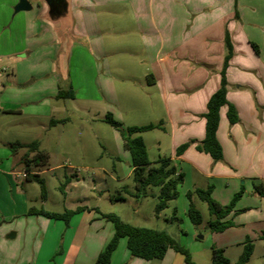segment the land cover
Here are the masks:
<instances>
[{
  "label": "crops",
  "instance_id": "1",
  "mask_svg": "<svg viewBox=\"0 0 264 264\" xmlns=\"http://www.w3.org/2000/svg\"><path fill=\"white\" fill-rule=\"evenodd\" d=\"M33 1L29 10L13 13L15 3L8 2L0 9V264H66L70 254V264H94L111 238L113 227L91 238L95 209L73 213L67 224L27 212L37 207L28 176L44 180L43 173L64 166L52 158L69 154L63 149L69 133L55 131L61 125L66 132L72 114L88 102L101 104L122 127L158 124L140 132L148 158L172 161L184 196L211 186L225 205L243 188L225 217L234 225L223 230L237 229V238L220 241L229 263L235 259L226 248L233 243L264 241V197L253 190V183L264 190V0ZM226 41L232 50L226 99L237 120L230 123L227 106L220 107L221 158L213 160L197 145L207 101L220 85ZM33 141L43 158L27 170L22 156L32 159ZM23 170L28 175L16 179ZM78 206L85 204L63 210ZM122 238L108 264H153L131 255ZM159 261L186 264L168 249Z\"/></svg>",
  "mask_w": 264,
  "mask_h": 264
},
{
  "label": "rangeland",
  "instance_id": "2",
  "mask_svg": "<svg viewBox=\"0 0 264 264\" xmlns=\"http://www.w3.org/2000/svg\"><path fill=\"white\" fill-rule=\"evenodd\" d=\"M16 1L0 0V9L6 2L12 5ZM29 1L31 4L35 3L33 0ZM82 107H79V111L75 109L72 120L66 125V132H61V125L57 126L56 135L69 133L70 138L64 142L63 149H69L70 152L68 155H54L52 164L63 163L64 166L41 175L45 183V199L41 197L38 182L32 180L31 184L35 189L30 196L31 205L61 211L64 204L73 207L77 203H84L85 206H81L84 210L114 212L122 220L134 225L163 228L189 251L195 264H208L212 259L213 247L221 248L220 241L237 238V229H227L222 233L210 231L207 204L196 195H193L192 200L200 211L202 220L199 224H193L187 216V198L183 194L182 185L178 188L177 197L167 201L164 207L158 206V187H148V194L139 199L125 191L133 190V182L129 153L122 147L119 132L104 120L101 104L88 102L85 108ZM173 208L175 218H172ZM96 216L93 220L96 224L91 227V238L105 236L113 227L97 211ZM122 239L125 241V238ZM253 243L252 253L244 264H264V241ZM242 249L233 243L226 248L227 256L236 262ZM168 250L181 258L182 255L178 252L171 248ZM68 258L70 259L66 264H70L72 254ZM159 260L152 259L151 262L158 264L161 262Z\"/></svg>",
  "mask_w": 264,
  "mask_h": 264
},
{
  "label": "trees",
  "instance_id": "3",
  "mask_svg": "<svg viewBox=\"0 0 264 264\" xmlns=\"http://www.w3.org/2000/svg\"><path fill=\"white\" fill-rule=\"evenodd\" d=\"M227 53L223 59L222 68L220 71V85L210 95L207 104L206 111L203 114L205 118V133L201 142L197 145V148L208 153L213 160H219L221 158V147L216 139L215 131L219 121V109L221 106L226 105V116L230 123L237 120V114L227 99H226V80L224 69L227 65V61L231 55V45L226 41ZM254 45V44H253ZM104 120L115 128L121 137L122 146L128 150L131 159V179L133 182V190L128 191L136 199L145 197L148 192V187H158L159 191L158 206H166L167 201L177 197V186L182 181V174L176 173V168L169 158H161L155 162H151L148 158L145 142L140 135V132L158 127V124L148 123L144 125H128L121 126V123L113 118L110 112L105 113ZM61 120H51V123L60 122ZM17 144H13L12 150ZM19 145V144H18ZM187 143L181 144L176 153H180ZM35 154L30 160L27 155L22 156V161L25 169L28 170L30 161L34 164H38L43 158V152L37 149V142L33 141L27 145V150H35ZM29 178L38 182L40 187V193L42 199L45 198V183L40 177L35 174L29 175ZM211 186L206 188H195L192 191L186 193L188 200L187 204V216L193 224H199L202 220L200 211L195 207L192 196L196 195L200 200L206 202L209 220L208 227L210 231L220 232L230 227L233 224L231 219L225 217L229 214L233 208L236 200L241 196L243 188L241 187L236 191L231 200L222 205L216 201L211 195ZM253 190L264 197V190L260 183H253ZM84 207L78 206L75 209H64L62 212L49 211L43 207H30L27 212L33 214H41L45 217L52 219H62L66 224L69 217L78 211L83 210ZM100 216L113 225V234L107 241L103 249L97 254L94 264H108L112 251L116 248L120 238L124 237L126 240V247L133 256H138L143 259H161L166 250L171 248L183 256V260L186 264H195L191 260L189 251L181 245L173 236H171L167 230L161 228H152L142 225H134L122 220L114 212H100L95 209ZM172 218H175V208H173ZM261 237L264 239V230L261 232ZM253 249V245L249 239H246L242 252L240 253L237 261L234 264H244L250 257ZM208 264H229L228 259L223 254L222 248H212V259Z\"/></svg>",
  "mask_w": 264,
  "mask_h": 264
},
{
  "label": "water",
  "instance_id": "4",
  "mask_svg": "<svg viewBox=\"0 0 264 264\" xmlns=\"http://www.w3.org/2000/svg\"><path fill=\"white\" fill-rule=\"evenodd\" d=\"M58 0H47L48 3L53 4ZM31 8V4L28 0H17V2L13 5V13H16L21 10H29Z\"/></svg>",
  "mask_w": 264,
  "mask_h": 264
},
{
  "label": "built area",
  "instance_id": "5",
  "mask_svg": "<svg viewBox=\"0 0 264 264\" xmlns=\"http://www.w3.org/2000/svg\"><path fill=\"white\" fill-rule=\"evenodd\" d=\"M28 175L27 170H23L14 174L16 179L25 178Z\"/></svg>",
  "mask_w": 264,
  "mask_h": 264
}]
</instances>
